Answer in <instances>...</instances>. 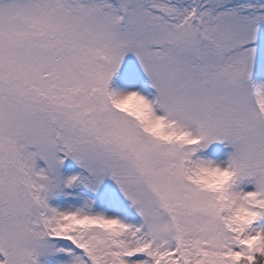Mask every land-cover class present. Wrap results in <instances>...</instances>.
<instances>
[{
    "label": "snow or ice",
    "instance_id": "snow-or-ice-1",
    "mask_svg": "<svg viewBox=\"0 0 264 264\" xmlns=\"http://www.w3.org/2000/svg\"><path fill=\"white\" fill-rule=\"evenodd\" d=\"M0 264H264V0H0Z\"/></svg>",
    "mask_w": 264,
    "mask_h": 264
}]
</instances>
